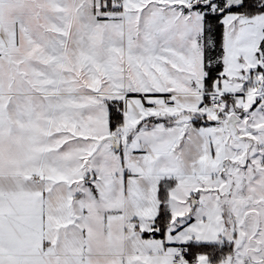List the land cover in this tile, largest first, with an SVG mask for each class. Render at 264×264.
<instances>
[{
  "label": "snow or ice",
  "instance_id": "snow-or-ice-1",
  "mask_svg": "<svg viewBox=\"0 0 264 264\" xmlns=\"http://www.w3.org/2000/svg\"><path fill=\"white\" fill-rule=\"evenodd\" d=\"M0 264H264V0H0Z\"/></svg>",
  "mask_w": 264,
  "mask_h": 264
},
{
  "label": "trees",
  "instance_id": "trees-1",
  "mask_svg": "<svg viewBox=\"0 0 264 264\" xmlns=\"http://www.w3.org/2000/svg\"><path fill=\"white\" fill-rule=\"evenodd\" d=\"M212 23H213L214 27H213V31L211 33V38L215 41L216 48L211 53V55H213V57H219L221 52H222L221 44H222L223 25L217 21H213ZM214 68H216V71H214V73H213L214 76L219 71H222V65H219V66L214 65Z\"/></svg>",
  "mask_w": 264,
  "mask_h": 264
},
{
  "label": "rangeland",
  "instance_id": "rangeland-1",
  "mask_svg": "<svg viewBox=\"0 0 264 264\" xmlns=\"http://www.w3.org/2000/svg\"><path fill=\"white\" fill-rule=\"evenodd\" d=\"M217 74H218V73H217ZM217 74H216V75H217Z\"/></svg>",
  "mask_w": 264,
  "mask_h": 264
}]
</instances>
